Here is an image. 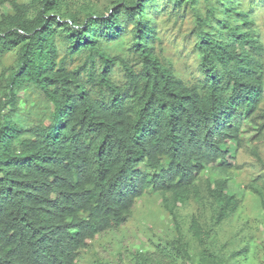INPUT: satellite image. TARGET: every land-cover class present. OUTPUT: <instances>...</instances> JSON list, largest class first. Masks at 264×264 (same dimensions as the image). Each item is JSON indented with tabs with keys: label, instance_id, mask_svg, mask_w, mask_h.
<instances>
[{
	"label": "trees",
	"instance_id": "obj_1",
	"mask_svg": "<svg viewBox=\"0 0 264 264\" xmlns=\"http://www.w3.org/2000/svg\"><path fill=\"white\" fill-rule=\"evenodd\" d=\"M263 145L264 0H0V264H264Z\"/></svg>",
	"mask_w": 264,
	"mask_h": 264
},
{
	"label": "rangeland",
	"instance_id": "obj_2",
	"mask_svg": "<svg viewBox=\"0 0 264 264\" xmlns=\"http://www.w3.org/2000/svg\"><path fill=\"white\" fill-rule=\"evenodd\" d=\"M83 0H79V2H81ZM95 1V0H92ZM102 2V0H101ZM250 146V145H249ZM264 147V145H263ZM262 147V148H263ZM237 158L241 161L242 166L243 167V171L238 172L237 173V177L235 176V185H243L245 183L250 182L251 179H253L255 176L258 175H264V167H262L261 165L257 164L256 162H254V158L251 154H249V152H247L245 149H241V151H239L237 153ZM242 192V191H240ZM160 196L157 194H151V196H144L142 197L140 200H142V202L140 203L141 207L140 210L137 211L138 213L136 214V217L134 219V222H132L130 228L128 227L127 232H120V233H112L110 234V243L108 244H98L93 247H95L94 249H96L98 255L101 257V259H109V254L108 251H111L112 249L116 250L118 249L119 245L122 243L123 245H129L130 243H132L133 245V249H141V248H145V249H150L149 244H147V241L143 238V236L139 233L136 238L134 239L133 237L136 234V229L139 228V225L144 224V222H146L144 219L146 218V220L148 219L147 224L150 225H154V227H158L164 226V220L167 219L165 213L163 212V205L161 204L160 200H159ZM244 203L246 204V208L247 211L244 210L245 207H242V209L244 210V212H248L249 215H253L255 214V212L258 211V205L259 203L257 202V199L255 200V197L252 196L249 192L243 194L242 196ZM180 209V208H178ZM182 210H185L182 208ZM180 210V211H182ZM187 213H190V210H193V208L191 209H186ZM188 215V214H186ZM184 215V216H186ZM182 222L184 223V225L186 226V222H188V219L185 218L182 220ZM183 225V226H184ZM230 229L227 226H224L223 229H221V234L222 236H227L228 235V231ZM151 233H147V236H149ZM150 237L153 238V235L151 234ZM222 240L224 238H221ZM97 242L94 241L92 244H95ZM144 243L143 245L141 244ZM90 248V247H88ZM87 248V249H88ZM83 255H94V252H88V253H84ZM96 255V254H95ZM110 255H115L114 252H111ZM124 255V254H122Z\"/></svg>",
	"mask_w": 264,
	"mask_h": 264
}]
</instances>
